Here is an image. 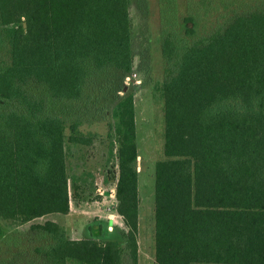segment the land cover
I'll return each instance as SVG.
<instances>
[{
    "label": "trees",
    "instance_id": "obj_1",
    "mask_svg": "<svg viewBox=\"0 0 264 264\" xmlns=\"http://www.w3.org/2000/svg\"><path fill=\"white\" fill-rule=\"evenodd\" d=\"M130 4L0 0V221L68 214L67 149L91 139L58 108L80 101L104 71H132ZM205 7H186L172 29L160 13L164 129L154 165V264H264V0ZM216 13L223 20L199 30V18ZM114 115L122 240L103 223L78 240L53 221L32 223L14 264H124L125 255L137 264L131 95L118 99Z\"/></svg>",
    "mask_w": 264,
    "mask_h": 264
},
{
    "label": "rangeland",
    "instance_id": "obj_2",
    "mask_svg": "<svg viewBox=\"0 0 264 264\" xmlns=\"http://www.w3.org/2000/svg\"><path fill=\"white\" fill-rule=\"evenodd\" d=\"M244 2L254 5L258 0H131L132 71L127 76L111 69L104 71L88 81L80 101L63 103L58 108L67 116V125L73 120L79 121V132L91 139L89 146H68L67 149V172L74 180L73 185L69 184V212L66 215H48L23 225L0 221V264L17 261L16 253L25 249L20 235H24L32 223L53 221L64 229L69 239L78 240L88 237L86 229L89 225H106L112 215L114 225L111 224L108 231L112 232V239L122 240L126 228L115 212L114 197L117 177L115 150L121 127L114 110L123 95L132 96L135 111L138 213L141 219L137 264H154V165L162 159L164 129L162 100L156 90L164 76V61L159 46L161 14L172 29L176 15L181 18L187 11L204 12L205 5ZM217 13L216 19L212 15L204 20L199 15L198 23L203 27L199 30L211 28L222 21ZM123 261L124 264H132L127 255Z\"/></svg>",
    "mask_w": 264,
    "mask_h": 264
},
{
    "label": "crops",
    "instance_id": "obj_3",
    "mask_svg": "<svg viewBox=\"0 0 264 264\" xmlns=\"http://www.w3.org/2000/svg\"><path fill=\"white\" fill-rule=\"evenodd\" d=\"M140 220L141 219H140V216H139V213H138V235H139V232H140V224H141ZM111 224L114 225V221L112 219V215H110L109 219H108V230H111V226H110ZM139 248H140V246H139V241H138V249Z\"/></svg>",
    "mask_w": 264,
    "mask_h": 264
},
{
    "label": "water",
    "instance_id": "obj_4",
    "mask_svg": "<svg viewBox=\"0 0 264 264\" xmlns=\"http://www.w3.org/2000/svg\"><path fill=\"white\" fill-rule=\"evenodd\" d=\"M24 26H25V24H24Z\"/></svg>",
    "mask_w": 264,
    "mask_h": 264
}]
</instances>
